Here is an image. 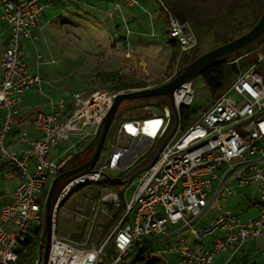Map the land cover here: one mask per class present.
<instances>
[{
    "label": "built area",
    "instance_id": "built-area-1",
    "mask_svg": "<svg viewBox=\"0 0 264 264\" xmlns=\"http://www.w3.org/2000/svg\"><path fill=\"white\" fill-rule=\"evenodd\" d=\"M125 1L128 5L138 3V0ZM47 4L45 0H0L2 18L12 29L0 62V111L7 109L4 123L0 125V158L8 167L7 176H20L13 200L0 209V264L18 262L21 241L33 235V229L45 221L50 181L73 168L71 163L80 155V143L97 135L116 96L125 91L96 90L87 97L77 93L73 107L68 110H65V99L59 104L52 102L53 110L38 114L34 120L42 137L31 139L24 133L25 148L7 147L6 137L24 93L31 88H41V75L28 71L22 41L37 40L35 29L42 22ZM119 6L117 3L116 8ZM163 9L171 37L179 41L183 52L191 50L197 44V36L186 28L187 22L169 5L164 3ZM263 60L264 51H260L255 62L209 107L201 110L189 126L183 125L181 111L193 104L195 85L190 80L178 87L174 98L180 123L156 163L135 180L134 197L128 205L129 211L135 210L134 220L124 223L122 219L100 245L89 240L82 244L62 238L58 234L59 218L60 214L67 213L66 210L61 212L62 207L78 211L86 208L71 201L74 192L81 187L93 190L109 168L134 166L169 132L174 113L165 112L168 104L165 100L156 109L152 104H145L142 113L125 117L113 125L118 140L113 142L107 161L98 162L91 171L73 175L57 190L47 264H132L134 244L144 245L143 235L165 233L168 224L183 223L201 240L216 232L222 233L210 248L201 251L188 245L179 248L178 264H213L216 255L230 245L239 249L249 239L264 235V167L260 164L264 157L261 144L264 139V77L257 66ZM123 138L129 143L124 144ZM66 141H71L66 157L61 161L52 159V145ZM234 180H239L241 185H260L259 216L244 220L223 208L222 201L232 192ZM215 181H218L217 187ZM117 198L114 191H107L100 202ZM210 198L220 213L212 225L198 229L194 222L209 206ZM87 199L92 197L87 194ZM4 222L12 223L13 227L6 228ZM110 239L114 252L108 248ZM36 264L43 261L37 259Z\"/></svg>",
    "mask_w": 264,
    "mask_h": 264
},
{
    "label": "crops",
    "instance_id": "crops-1",
    "mask_svg": "<svg viewBox=\"0 0 264 264\" xmlns=\"http://www.w3.org/2000/svg\"><path fill=\"white\" fill-rule=\"evenodd\" d=\"M45 1L48 4L45 8V13L43 15L42 22L35 29L37 40L33 41L30 39H25L22 41V48L24 50V60L26 63H27L25 58L26 50L33 49V47H35V44L37 45L38 41L42 46L43 51H41V49L38 48V46L37 49L35 48L34 51V55H36L38 58L37 72H31L29 70V65L27 63L28 71L30 73L32 74L39 73L41 75L42 77L41 88H31L24 93L22 100L18 105V111L14 115V122L6 137V145L9 149L21 150L27 146V142L24 141L23 138L24 133H27V137L31 139H38L42 137V132L36 128L34 120L38 116V114L48 113L52 111L53 110L52 102L59 104V102L62 99H65V104H66L65 110H68L69 108L73 107L75 103L76 94H74L71 97L65 94H62L58 97L55 96L58 93L59 87L54 84L55 81L52 79V77L55 71L59 72V70L50 67V65L58 64V60L54 56L55 52L64 51L68 46L75 45V41H76L74 40L75 36L78 39L77 34H75V26L77 23L81 25V22L83 21V23L84 22L92 23L95 26L105 29L104 30L106 31L105 33H107V36H109L111 44H113L110 51H107V53L103 52L108 67L106 68L105 71H103L104 73L102 74V76H100V78L104 80L105 83L104 85L106 86H111V85L118 86V85H123L124 83H133V82L135 83L147 82L149 84L147 87L159 85L161 83L166 82L171 77H173L178 72V70L183 65L186 64L183 61L186 52H183L181 50V46L178 41H177L178 44L171 42L173 43V48L169 52H167V44H160V40L158 42H151V41H147L146 38H144L143 40V37L141 36L134 38L132 36L133 41H130L128 35H130L131 38V35L133 34L132 31L129 34V30L131 29V27H133L134 29H136L135 27H137L138 30L146 31L144 33L147 34L155 33L156 37L159 34H161L159 33V30L161 28L159 29L157 27L159 22L155 19L154 16L148 15V17L143 18L142 11L135 12L134 10L137 5L140 8L144 6H153L154 5L153 0H138V3L134 5H128L125 0H45ZM161 1L163 4L165 3L166 5H169L172 8L173 4L170 3L169 1L167 0H161ZM117 3L120 4L118 8H116ZM262 5H263V1H262ZM81 8H83V11L80 13ZM173 11L175 13L174 9ZM167 21H168V17H167ZM187 22H188L187 24L190 27V31L197 36V40H198L202 30H204V27L203 29H200V27L198 26L197 23H195L193 18H188ZM129 23L131 24V27L128 26ZM11 35H12V29L3 20L2 11L0 9V62L3 53L7 48ZM70 39H72L73 41L72 43L69 42ZM171 40L176 41V38L171 37ZM178 45L180 46L179 50L177 47ZM37 50L39 52H37ZM36 53L40 54L41 57L39 58V56ZM158 55L161 57L162 61H164L165 68L154 71L153 73H155L158 78H153L152 76L153 74L150 73L149 71L150 59L153 57H157ZM115 62H117L116 65H114ZM39 69H41V72ZM43 73H48L49 77L45 78L44 76H42ZM0 74H2L1 66H0ZM140 88H144V87L131 88V90L140 89ZM92 92L93 91L89 92L87 95H83V94L81 95L83 97H87ZM6 111H7L6 108L1 109L0 111V125L4 123ZM73 140L77 141L78 139L73 138ZM87 140L81 143L82 145L80 146V148L83 146L85 147L92 139L91 140L87 139ZM128 143L129 141H127L124 144H128ZM262 146L264 147V145ZM0 156H1V152H0ZM51 157L54 160L57 159V158H53L52 155ZM0 164H1L0 165V209H1L4 205L10 203L13 200L15 196V192L20 184V176L19 174L7 176L6 171L8 170V167L4 165L1 158H0ZM260 164L264 167V157L260 159ZM96 165H98V163ZM115 169L127 171L128 169H133V166L128 169H118V168ZM110 176H112L113 178L115 177L110 173V171L106 172L105 178L108 179L110 178ZM135 180L133 182L135 186L134 193L136 188ZM246 185H251V187L248 190H246L249 192L243 195V199H246V201L248 202V208L245 214L241 213V211L239 210H235V208H230L227 204L230 201L231 195H234L233 189L231 193L227 194V199L222 201L224 209L231 210L235 214L240 215V217L244 220H247L250 217L254 218L259 216L262 205L260 185L258 183H253V184H245L244 186ZM119 186L122 187L121 190L110 188L109 186L106 188L104 187L105 190L107 191L112 190L114 191V193L118 195L117 200L113 202L110 201L111 205L109 206L108 211H104L103 209L101 211L102 213H106L109 219L107 217L102 218L99 216L100 213L99 210L100 208H102L101 205H103L107 201L103 203H98L101 201V198L95 200L94 197L91 196L92 199H87L89 200L88 203L81 204V206L85 205L86 208L84 207L82 213L79 211L81 215H85V212L88 211L90 212V214H86V216H89L91 219L89 229L87 230L86 225H84L86 219L80 218L72 213V215H63L60 218L59 220L60 227H58V234L60 232L59 235L62 238L72 239L78 243L83 244L84 242L89 240L91 243L100 245L108 238L115 225L120 223L122 219H124L123 221L124 223L132 222L135 217V210L133 209L129 211L128 209V205L132 200L129 202L126 201L125 198L126 191L124 190V184L119 183ZM215 186L216 187L218 186V181L215 183ZM94 203L97 204V207H94L92 205ZM72 209L73 208H71V210ZM212 211L215 212L214 215L216 219L220 211L210 198L209 206L203 209L201 216L195 220L194 226L197 223L201 222ZM77 222L81 226V228H78L79 230L82 229L81 232L76 231L74 227ZM3 225L6 228L13 227V224L9 222H4ZM98 225H104V226H98ZM97 230L100 231L97 232ZM188 230L190 229L185 227L183 223H177V224H168L165 233H162L160 235H155V234L143 235L144 245H140L137 242L132 247V251H131V257L133 258L132 264H134L135 258L139 255H143V256L151 255L155 258L156 264H159L158 258L154 256L151 247L160 242H165V241L171 242L170 239L172 238L177 240V245L176 246L170 245V247L160 249V252L165 255L175 253L177 256L173 264H178V261L180 260L179 248L187 245L196 248L194 244L187 243V240L183 236V233ZM191 232L193 235H195L192 230ZM75 234L78 235L77 236L79 238L78 240L71 238L72 235ZM221 235L222 233L219 232V236ZM151 237L154 239H151ZM257 237L258 236L249 239L239 249H237L234 244L230 245L224 251L227 252L232 249L233 250L232 254L234 255V257L231 254L228 259H226L225 257L223 258L220 256L221 255L220 252L218 255H216L213 264H223L224 262L226 264L230 262L229 259L231 257L235 258L237 254L244 247L249 246V243L254 239H256ZM215 239L213 241L206 240L205 238L203 240L198 239L196 243L198 244L203 243L202 247L201 246L198 247L199 251H201L204 248H210L213 245ZM111 243L113 244V241L110 239L108 243L109 244L108 248L110 252L112 251L114 252V248ZM135 248H139V251L137 253L134 252ZM246 260L248 261L247 258ZM166 264H170V261L167 260Z\"/></svg>",
    "mask_w": 264,
    "mask_h": 264
},
{
    "label": "rangeland",
    "instance_id": "rangeland-1",
    "mask_svg": "<svg viewBox=\"0 0 264 264\" xmlns=\"http://www.w3.org/2000/svg\"><path fill=\"white\" fill-rule=\"evenodd\" d=\"M153 3H154L153 6H144L141 8L137 5L134 10L135 12L142 11L143 18L148 17V15L154 16L155 19L159 22L157 27L159 29L161 28L159 30V33L161 34H159L156 37L155 33H149V34L144 33L146 31L138 30L137 27H135L136 29H134L133 27H131V24L129 23L128 26L131 27V29L129 30V34L131 33V31L133 32V34L131 35V38H130V35L128 36H129L130 41H133L132 36L133 38L141 36L143 37V40L144 38H146L147 41H151V42H158L160 40V44H167V52H169L173 48V43L171 42L178 44L179 41L177 39L176 41L171 40V35H170L171 29L167 21L166 13L163 9L162 1L153 0ZM260 6L262 10V5ZM261 10L258 11L256 15L252 16L250 19L241 23L240 25H239V21L241 19L238 18L235 21L236 23L234 25L228 24L224 26L223 28L219 26L209 27L208 29H206L205 32H203V37L202 35H200V37L197 40V44L191 50L186 52L185 58L183 61L187 64L188 62L192 60L194 55L207 52L211 50L212 48L222 44L223 42L234 39L238 37L239 35L245 33L247 30H249L253 26L255 22H257L258 17L261 13ZM82 11H83V8L80 9V13ZM104 30L105 29L95 26L92 23H86V22L83 23V21L81 22V25L77 23L75 26V34H77L78 39L76 38V36L74 38V40H76L77 43L75 41L74 46L73 45L68 46L64 51H58L54 53L55 58L58 60V64L50 65V67H53L59 70V72L55 71L52 77V79L55 81L54 84L59 87L58 93L57 95H55L56 97L62 94L69 95L71 97L77 93L87 95L89 92L94 91L96 89H99V90L114 89L115 85L106 86L104 85L105 84L104 80L100 78V76H102V74L104 73L103 71H105L106 68L108 67L106 64L104 53H107V51H110L113 45L111 44L109 36H107V33H105L106 31ZM69 42L72 43L73 42L72 39H70ZM37 46L38 48L41 49V51H43L42 46L40 42L38 41L37 45L35 44V47L32 46L33 49H27L25 53V58L29 65V70L31 72H37V69H38L37 68L38 58L36 55H34V51H35V48L37 49ZM177 47L179 50L180 46L178 45ZM260 51H264V43H262L260 48L254 51L250 55L249 58H246V60L250 61L253 64V62L256 60L257 54H259ZM37 52L39 51L37 50ZM36 54L38 55V53ZM116 64L117 62L114 63V65ZM257 66L264 77V60L261 63H258ZM164 68H165L164 61H162L159 55L157 57H153L150 59L149 71L150 73L153 74L152 75L153 78H158L157 75L153 73L154 71L161 70ZM39 70L41 72V69ZM42 76H44L45 78H48L49 74L43 73ZM193 82L195 85V97H194L192 109L193 110L194 109H197V110L205 109L208 106V104L211 103L210 101L211 92L209 90L208 84L202 75L196 76L193 79ZM55 100H58V99H55ZM162 100H166V98L163 96L152 97V98L145 99V102L143 103L136 101V100L135 101L127 100L123 102L120 105L119 110L122 108L124 111H120L118 114H116L113 125L115 126L125 117L137 116L138 114L142 113V108L140 107V103L141 104H152L153 108L156 109L157 108L156 106L160 104ZM159 110L161 111V109ZM116 140H118L116 137V134L113 132V130H110L107 136L106 142H105L104 150L101 153L99 162L107 161L111 146L113 142H115ZM122 140L124 141V143L127 142L126 138H123ZM81 143L79 147L82 145ZM261 144L264 145V139L262 140ZM70 146H71V141L59 142L57 144H53L51 147V155L53 156V158H57L56 159L57 161H61L66 157L67 155L66 151ZM83 147H81L80 150L83 149ZM156 147H155V150H156ZM92 154H93V151L88 150L85 153L80 154V157L76 160V162L81 164L87 161L92 156ZM138 164L137 165L135 164V166H133V169H136L137 167H139L140 163ZM71 166H73L72 163H71ZM108 170L115 177L119 173L125 172L124 170H117L114 168H109ZM105 179H106L105 177L104 179H102L104 183H101V182L99 184L97 183L94 186L93 190H90V188L88 189L87 187H81L80 189L76 190L71 197V201L75 200V203L77 204L88 203L89 200H87V194L89 196H93L95 200L100 199L103 195L107 193V190L104 189V187H108L106 185L107 183H105L106 181ZM52 181L53 179L50 181L49 185H51ZM216 182L217 181H215V183ZM64 184H65V181H62L59 186L61 187ZM231 186H232L234 195H231L230 201L227 204L230 208H235V210H239L241 211V213L245 214L248 208V202L246 201V199H243V195L249 192L246 190H248L251 187V185L244 186L240 184L239 180H234L231 182ZM134 187L135 186L132 183V185L128 187V189L125 192V198L127 202L131 201L134 197ZM98 203H101V202H98ZM104 204L101 205L102 208H100L99 210L100 212L99 216L102 218L107 217V214L102 213L101 211L102 209L104 211H108V208L111 205L110 200H107V202H105ZM92 205L94 207H97V204L95 203ZM63 210H66L67 213L69 214L67 213L60 214V218L63 215H72L73 213L80 218L86 219L84 225H86L87 230L89 229L91 219L89 216H86V214H90L89 211L85 212V215H81L82 211H80L81 212L80 213L79 211H75L73 209L71 210V208L69 209V208H66L65 206L62 207L61 212ZM214 214H215L214 211L210 212L209 215L206 216L201 222L197 223L195 227L198 229H201L204 226L212 225L215 221ZM42 224H45V221ZM104 225H98V226H104ZM58 227H60L59 224H58ZM74 227L76 231L78 232L82 231V229L80 230L78 229V228H81L78 222L76 223ZM99 231L100 230H97V232ZM77 236L78 235L75 234V235H72L71 238L78 240L79 238ZM183 236L187 240V243H191L196 246V248L194 247L195 250L199 251L198 247L203 246V243H199V244L196 243L198 238L192 234L191 229L184 232ZM217 236H219V232H216L215 235H208L205 239L209 241H213ZM151 239H154V238L151 237ZM170 240L171 242H168V241L160 242L151 247V250L153 251L154 256L158 258L159 264H166L167 260L170 261V264H173V262L176 259L177 255L175 253L165 255L160 252V249L170 247V245H173V246L177 245L176 239L172 238ZM32 241L34 243L31 248V254L29 255V258H28V264H34L35 260L40 258L39 250H40V245L42 243V237L37 236ZM138 251H139V248L134 249L135 253H137ZM232 253H233V250L231 249L227 252L226 251L221 252L220 256L228 259ZM232 256L234 257L233 254ZM246 258L248 259V261L246 260ZM229 261L230 262L226 264H239V263L264 264V235L258 236L256 239L251 241L249 243V246L244 247L237 254L235 258L231 257ZM20 262L21 260L16 264H20ZM223 264H225V262Z\"/></svg>",
    "mask_w": 264,
    "mask_h": 264
},
{
    "label": "water",
    "instance_id": "water-1",
    "mask_svg": "<svg viewBox=\"0 0 264 264\" xmlns=\"http://www.w3.org/2000/svg\"><path fill=\"white\" fill-rule=\"evenodd\" d=\"M262 1V10L257 22H255L254 25L245 33L239 35L234 39L228 40L207 52L198 55L190 62L183 65L173 77H171L164 83L135 90L128 89L116 96L115 102L108 112L107 116L105 117L104 121L102 122L97 135L80 152L85 153L86 151L90 150L93 151L92 156L81 165L61 172L51 183L47 202L45 205L46 236L44 244L45 251L43 256V264H47L49 258L52 234L53 203L58 187L66 178L73 175L86 173L88 171H91L96 166V164L100 160L101 153L104 150L107 136L112 128L114 118L119 110L120 105L126 100L148 99L152 97L164 96L168 102V104L164 108L165 112L169 113L170 111H173L174 113L171 129L158 144L156 150L154 151V154L149 159L143 161L140 166L137 167L134 172L126 179L122 181L115 180L118 183L124 184V190L126 191V189L134 182L137 177H139L141 173H143L156 163L161 151L170 142L177 131L180 123V116L175 105L174 94L176 89L180 87L184 82L193 80L196 76L200 75L204 70H206L213 64L221 61H226L227 63L236 62L245 56H249L252 52L260 48V45L264 40V0ZM180 18L185 22L188 21L186 17ZM186 28L190 30L188 24L186 25ZM110 179L113 180L112 178Z\"/></svg>",
    "mask_w": 264,
    "mask_h": 264
},
{
    "label": "trees",
    "instance_id": "trees-1",
    "mask_svg": "<svg viewBox=\"0 0 264 264\" xmlns=\"http://www.w3.org/2000/svg\"><path fill=\"white\" fill-rule=\"evenodd\" d=\"M198 55H200V54L194 55L192 59H194ZM250 55L245 56V57H243V58H241L238 61L233 62V63H227L226 61L218 62V63L213 64L212 66L208 67L206 70H204L200 74L205 78V80L208 84L209 90L211 92V97H210L211 103H209L207 107H209L220 96V94L225 92L233 84V82L236 80V78L242 72L247 70L252 65V63L250 61L246 60V58H249ZM148 85L149 84L147 82L124 83L123 85L115 86L114 89H111V91H121V90L131 89V88L147 87ZM136 101L143 103V102H145V99H136ZM162 102H166V101L162 100ZM141 103H140V107L142 108L143 106H145V104H141ZM192 106H193V104L190 107L183 108L181 111L182 122H183V125H185V126L191 125L197 119V117L201 111V110H197V109L193 110ZM120 111H124V110L121 108L117 112V114ZM132 117H134V116H132ZM111 130H113V129H111ZM154 151H155V148L152 151H150L147 155L141 157L138 160V162L136 163V165L138 163H142L143 161L149 159L154 154ZM79 157H80V155L75 157V159L73 160L72 165L74 167H77V166L82 164V163L80 164V163L76 162V160ZM129 170H131V169H128L127 171L118 174L114 178L112 176H110V178H112L113 180H111L110 178L105 179L106 180L105 183H107V185L111 188L121 190L122 187L119 186V183L116 182L115 180L122 181L125 178H127L129 176L128 175ZM71 177H73V176L66 178L64 181H67ZM101 183H104V181H101ZM33 233L34 234L33 235L30 234L27 239L21 241V245L19 247L20 257L18 260V262L21 260L20 264H28V258H29V255L31 254V248H32V245L34 243L32 240H34L37 236L42 237V243L40 245V250H39V252H40V258L39 259H41V261H43V256H44V251H45L44 250V244H45V236H46L45 224H42L37 229H33ZM112 246H113V244H112ZM36 260H35L34 264H36ZM134 264H156V261H155V258L151 255H149V256L139 255L135 258Z\"/></svg>",
    "mask_w": 264,
    "mask_h": 264
},
{
    "label": "flooded vegetation",
    "instance_id": "flooded-vegetation-1",
    "mask_svg": "<svg viewBox=\"0 0 264 264\" xmlns=\"http://www.w3.org/2000/svg\"><path fill=\"white\" fill-rule=\"evenodd\" d=\"M173 4L177 16L186 19L193 18L202 30L201 34L209 27L234 25L240 18L239 25L261 10L262 0H167ZM233 23V24H232ZM254 25V24H253ZM226 42V41H225ZM224 43V42H223ZM264 43V40L262 41ZM261 43V44H262ZM261 46V45H260ZM72 168V167H70ZM135 169H131V175Z\"/></svg>",
    "mask_w": 264,
    "mask_h": 264
},
{
    "label": "bare ground",
    "instance_id": "bare-ground-1",
    "mask_svg": "<svg viewBox=\"0 0 264 264\" xmlns=\"http://www.w3.org/2000/svg\"><path fill=\"white\" fill-rule=\"evenodd\" d=\"M121 91H123V90H121ZM107 185V184H106ZM106 188V187H105ZM111 202H113V200H110Z\"/></svg>",
    "mask_w": 264,
    "mask_h": 264
}]
</instances>
